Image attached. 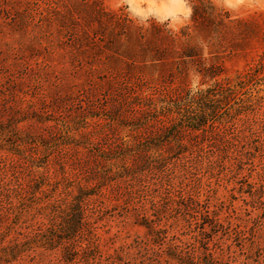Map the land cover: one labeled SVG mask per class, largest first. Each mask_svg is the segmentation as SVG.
<instances>
[{
  "label": "rangeland",
  "instance_id": "rangeland-1",
  "mask_svg": "<svg viewBox=\"0 0 264 264\" xmlns=\"http://www.w3.org/2000/svg\"><path fill=\"white\" fill-rule=\"evenodd\" d=\"M209 1L207 43L175 36L192 24L188 0H0V264H264V152L245 144L264 100L229 124L180 130L183 151L161 170L106 182L70 241L2 260L60 220L36 206L16 221L7 189L26 194L44 173L52 185L36 195L68 200L106 171L91 147L118 148L130 138L123 124L142 125L136 139L159 133L165 102L216 81L248 73L264 98V0ZM146 98L149 108L133 103Z\"/></svg>",
  "mask_w": 264,
  "mask_h": 264
},
{
  "label": "trees",
  "instance_id": "trees-1",
  "mask_svg": "<svg viewBox=\"0 0 264 264\" xmlns=\"http://www.w3.org/2000/svg\"><path fill=\"white\" fill-rule=\"evenodd\" d=\"M188 1L191 5L190 20L192 24L181 27L179 34L175 36L177 38L183 37L188 41L200 35L208 43V4L212 9H214V5L209 0ZM200 18L202 21H199ZM185 55L192 56L191 53ZM198 72L203 78L214 77V74L208 73V70L205 72L198 70ZM212 86L189 91L180 99L165 102L160 110L169 116L170 120L163 125L159 133L136 139L133 138L132 132H136L142 125L138 123L123 124V126L128 127L130 138L122 139L118 148L100 149L96 145L91 147L94 150L92 154L107 164L106 171L99 168L97 171L88 173L83 178L84 183L80 182L74 186L76 191L71 194L68 200L47 202L54 192L50 195H44L43 198L36 195L37 192L43 193V187L49 184L46 182L44 173H41L39 178L35 179L33 184L29 186V189L25 190L27 191L26 194L16 189H7V195L14 197L18 204V210L15 212V216L18 217H16V221L25 215L27 208L36 206L40 210L49 208L45 215L48 218L52 215L59 216L60 220L57 226H49L44 232H33L28 240L12 244L7 249L4 248L2 260L7 262L10 257H15L16 254L32 247L52 248L58 241H70L77 232H82L86 227L87 214L84 207L87 200L97 196L106 182L118 177H131L148 168L161 170L166 167L171 158L177 157L183 151L182 143L178 139L180 130L188 129L192 132H198L209 126L229 124L241 116L253 115L257 108L262 106L264 98L258 95L259 88H255L258 86V82H254V78L248 73L238 77L233 83L216 81ZM149 102L148 98L133 101V103L145 108L150 107ZM148 121L150 120H144L142 123L146 124ZM245 122L250 130L248 141L245 144L252 150V153H263L264 146L261 147L254 141L256 136L254 133L264 130V118L246 120ZM165 144H168V151H164ZM229 150L232 148L227 146L224 152L230 153ZM136 156L141 158V162L139 164L131 163L129 160ZM64 181V189L72 188L67 177H64ZM53 188H46V190L48 192L50 190L55 191L57 185H53ZM16 223L14 222L13 225ZM145 225L150 227L147 223ZM64 258L73 260L75 255L67 252Z\"/></svg>",
  "mask_w": 264,
  "mask_h": 264
}]
</instances>
